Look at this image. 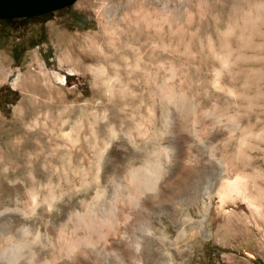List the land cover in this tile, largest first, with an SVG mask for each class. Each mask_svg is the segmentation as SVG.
Returning <instances> with one entry per match:
<instances>
[{
    "label": "rangeland",
    "instance_id": "1",
    "mask_svg": "<svg viewBox=\"0 0 264 264\" xmlns=\"http://www.w3.org/2000/svg\"><path fill=\"white\" fill-rule=\"evenodd\" d=\"M258 4L77 0L12 33L45 41L0 50V264H264Z\"/></svg>",
    "mask_w": 264,
    "mask_h": 264
},
{
    "label": "water",
    "instance_id": "2",
    "mask_svg": "<svg viewBox=\"0 0 264 264\" xmlns=\"http://www.w3.org/2000/svg\"><path fill=\"white\" fill-rule=\"evenodd\" d=\"M77 0H0V21L25 26L46 23L54 12L71 7Z\"/></svg>",
    "mask_w": 264,
    "mask_h": 264
},
{
    "label": "trees",
    "instance_id": "3",
    "mask_svg": "<svg viewBox=\"0 0 264 264\" xmlns=\"http://www.w3.org/2000/svg\"><path fill=\"white\" fill-rule=\"evenodd\" d=\"M69 8V7H68ZM68 8H65L63 10H60L59 12H63L65 10H68ZM76 15V14H75ZM75 18V17H74ZM78 19L77 24L79 25V28H81V25L85 23V20L82 18V16L76 17ZM28 25L20 26L18 23L14 25H6L5 23L0 21V50L6 48L9 45V52H10V58L12 59V63L14 66H18L24 53L34 48L35 46H38L42 43H44L45 39L43 38V35H39L38 38H29L28 40L22 39L19 34L16 36H12V33L20 31H23ZM84 28V27H82ZM85 29V28H84ZM12 37L14 39H18L17 42L15 40H12ZM35 39V40H34ZM4 89H0V98L2 99L3 105L12 106L16 103L18 100V94L16 91L12 90H6V92L3 94ZM6 113H9L10 107L6 108L4 110ZM210 252V251H209ZM220 253V250H216V252H212V254H215L218 256ZM211 253L206 254V259L203 261H200L199 264H212L211 262ZM254 264H263L259 260H255Z\"/></svg>",
    "mask_w": 264,
    "mask_h": 264
},
{
    "label": "bare ground",
    "instance_id": "4",
    "mask_svg": "<svg viewBox=\"0 0 264 264\" xmlns=\"http://www.w3.org/2000/svg\"><path fill=\"white\" fill-rule=\"evenodd\" d=\"M253 9V8H252ZM262 18H264V5H261V4H258V5H255V9H254V13L252 14V16H251V18H247L246 19V23L248 24V23H250L251 21H253V22H251L252 24H254L255 26L257 25L256 24V21L258 20V19H262ZM245 20V19H244ZM260 21V20H259ZM264 22V21H263ZM262 21L260 22V23H263ZM250 23V24H251ZM254 26V27H255ZM242 28L243 27H241L240 28V31L239 32H242ZM248 28H250L249 29V31H250V33L254 36V35H256V36H259L260 38H264V32H261V31H258L257 30V32H255V31H253L255 28H251V25L248 27ZM247 28V29H248ZM245 30V29H244ZM245 33H246V31H244ZM248 33V32H247ZM249 33V34H250ZM248 34V35H249ZM244 35V34H243ZM237 40V39H236ZM100 55V54H99ZM152 171V170H151ZM154 171V170H153ZM137 174V173H136ZM156 174V173H155ZM138 175V174H137ZM137 175H135V176H137ZM143 175V174H142ZM147 175V174H146ZM153 175H154V172H153ZM141 176V175H140ZM145 176V175H144ZM150 177V176H149ZM142 178H143V176H142ZM142 180V179H141ZM145 181V180H144ZM143 181V182H144ZM146 182V181H145ZM153 183V182H152ZM151 191V190H150ZM135 206V205H134ZM137 211V210H136ZM110 212V211H109ZM113 211H111L110 212V214H111V216H112V213ZM88 213V212H87ZM92 214V213H91ZM106 214V213H105ZM104 214V215H105ZM108 214V213H107ZM87 215V214H86ZM87 217V216H86ZM93 217V216H92ZM91 216H88L87 217V224L88 225H93L94 224V219L96 218H92ZM107 217H108V215H107ZM108 218H110V216L108 217ZM107 218V219H108ZM107 220H106V218H105V222H106ZM108 222V221H107ZM145 224H146V222H145ZM124 226V225H123ZM146 228H147V232H146V230H145V232H144V235L142 236V237H144V249L145 248H147L148 247V244H152L153 242H152V236H151V230L149 229V225H147L146 224ZM112 229V228H111ZM128 229V228H127ZM134 231V230H133ZM130 233H131V229H130ZM135 234V233H134ZM130 236V235H129ZM135 236V235H134ZM133 236V237H134ZM135 239V238H134ZM85 242H87V241H85ZM80 246V245H79ZM113 246V245H112ZM150 246V245H149ZM140 247V246H139ZM66 252V251H65ZM129 254V253H128ZM91 259V258H90ZM109 264V263H108Z\"/></svg>",
    "mask_w": 264,
    "mask_h": 264
}]
</instances>
